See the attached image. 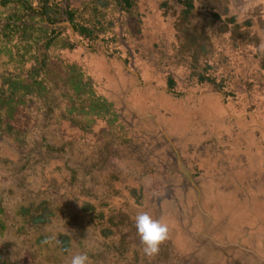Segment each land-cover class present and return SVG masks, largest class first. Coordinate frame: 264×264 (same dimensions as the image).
Here are the masks:
<instances>
[{
  "label": "rangeland",
  "instance_id": "rangeland-1",
  "mask_svg": "<svg viewBox=\"0 0 264 264\" xmlns=\"http://www.w3.org/2000/svg\"><path fill=\"white\" fill-rule=\"evenodd\" d=\"M250 240L264 0H0V264H264Z\"/></svg>",
  "mask_w": 264,
  "mask_h": 264
},
{
  "label": "clouds",
  "instance_id": "clouds-1",
  "mask_svg": "<svg viewBox=\"0 0 264 264\" xmlns=\"http://www.w3.org/2000/svg\"><path fill=\"white\" fill-rule=\"evenodd\" d=\"M134 223L144 253L148 256L158 253L160 244L168 238L169 224L148 212L138 213ZM88 260L86 252H77L71 255L70 264H87Z\"/></svg>",
  "mask_w": 264,
  "mask_h": 264
},
{
  "label": "crops",
  "instance_id": "crops-1",
  "mask_svg": "<svg viewBox=\"0 0 264 264\" xmlns=\"http://www.w3.org/2000/svg\"><path fill=\"white\" fill-rule=\"evenodd\" d=\"M232 215H234V214L232 213ZM230 216L231 215L228 216V219H229ZM248 223L252 224V222H250L249 220L248 221H244L242 224H248ZM253 223H254V221H253ZM244 244L245 245H241V248H242V246L247 248V249H245L244 253H247V252L250 253L251 254V255H249L250 258H251V256H253V258L256 259V260L257 259L264 260V250H263L264 249V240H262V241H258V240H255V241H251V240L250 241H244ZM262 263H264V261H262Z\"/></svg>",
  "mask_w": 264,
  "mask_h": 264
},
{
  "label": "trees",
  "instance_id": "trees-1",
  "mask_svg": "<svg viewBox=\"0 0 264 264\" xmlns=\"http://www.w3.org/2000/svg\"><path fill=\"white\" fill-rule=\"evenodd\" d=\"M125 2H126V4H130V0H124ZM188 3H190V2H188ZM185 12L187 13V12H189V10L187 9V10H185ZM203 79V78H202ZM174 83V81H173V79H170L169 80V84L172 86V84Z\"/></svg>",
  "mask_w": 264,
  "mask_h": 264
}]
</instances>
